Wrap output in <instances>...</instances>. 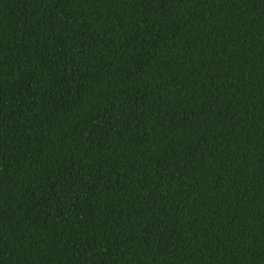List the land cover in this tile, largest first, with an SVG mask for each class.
Listing matches in <instances>:
<instances>
[{
    "label": "trees",
    "instance_id": "obj_1",
    "mask_svg": "<svg viewBox=\"0 0 264 264\" xmlns=\"http://www.w3.org/2000/svg\"><path fill=\"white\" fill-rule=\"evenodd\" d=\"M0 264H264V0H0Z\"/></svg>",
    "mask_w": 264,
    "mask_h": 264
}]
</instances>
